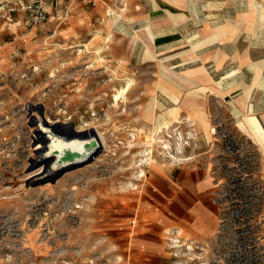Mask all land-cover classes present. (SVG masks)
<instances>
[{
    "label": "rangeland",
    "instance_id": "obj_1",
    "mask_svg": "<svg viewBox=\"0 0 264 264\" xmlns=\"http://www.w3.org/2000/svg\"><path fill=\"white\" fill-rule=\"evenodd\" d=\"M19 1L0 0V264H133L154 174L188 162L217 173L219 227L201 241L166 234V264H264V151L243 116L210 96L197 105L207 90L151 52L147 24L111 33L126 0H59L37 26ZM39 119L94 129L103 149L41 178Z\"/></svg>",
    "mask_w": 264,
    "mask_h": 264
},
{
    "label": "crops",
    "instance_id": "obj_2",
    "mask_svg": "<svg viewBox=\"0 0 264 264\" xmlns=\"http://www.w3.org/2000/svg\"><path fill=\"white\" fill-rule=\"evenodd\" d=\"M126 1L128 13L111 33L133 37L147 24L151 52L180 69L193 89L207 90L197 93L196 104L205 105L210 96L230 114L243 116L238 128L264 151V0ZM86 9L92 16L105 11ZM169 93L177 103L179 93ZM216 174L214 167L194 162L154 174L146 220L134 236L133 264H166L163 237L171 232L201 241L218 231Z\"/></svg>",
    "mask_w": 264,
    "mask_h": 264
},
{
    "label": "bare ground",
    "instance_id": "obj_3",
    "mask_svg": "<svg viewBox=\"0 0 264 264\" xmlns=\"http://www.w3.org/2000/svg\"><path fill=\"white\" fill-rule=\"evenodd\" d=\"M38 122L39 130L37 131V140L39 144L37 149L41 150L39 151L37 161L43 166L39 175L41 178H50L63 167L58 165V156L54 154L65 148L81 150L80 142L82 141H80L79 136H77L75 133L68 132L65 129L57 126H52L50 123L44 120L39 119ZM101 140L103 146L104 140L102 137Z\"/></svg>",
    "mask_w": 264,
    "mask_h": 264
},
{
    "label": "water",
    "instance_id": "obj_4",
    "mask_svg": "<svg viewBox=\"0 0 264 264\" xmlns=\"http://www.w3.org/2000/svg\"><path fill=\"white\" fill-rule=\"evenodd\" d=\"M57 127L65 129L68 132L75 133L79 136L81 143V150L65 148L61 151L56 152L54 155L57 157V163L60 166H63L58 173L51 179L52 182H55L60 178L64 173L72 169H76L82 164L90 162L95 158L103 149L102 142L97 132L92 129L86 132H77L74 130L72 124H58ZM47 180H41L36 183L34 186L42 185L46 183Z\"/></svg>",
    "mask_w": 264,
    "mask_h": 264
},
{
    "label": "built area",
    "instance_id": "obj_5",
    "mask_svg": "<svg viewBox=\"0 0 264 264\" xmlns=\"http://www.w3.org/2000/svg\"><path fill=\"white\" fill-rule=\"evenodd\" d=\"M59 0H20L21 10L29 15L27 23L37 26L45 24L49 19L50 6L58 3ZM18 7V4H17Z\"/></svg>",
    "mask_w": 264,
    "mask_h": 264
}]
</instances>
